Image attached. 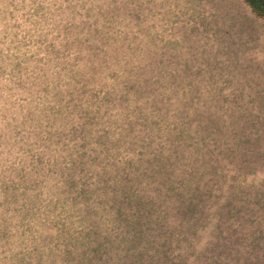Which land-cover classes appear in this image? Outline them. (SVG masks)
I'll return each instance as SVG.
<instances>
[{"label":"clouds","instance_id":"obj_1","mask_svg":"<svg viewBox=\"0 0 264 264\" xmlns=\"http://www.w3.org/2000/svg\"><path fill=\"white\" fill-rule=\"evenodd\" d=\"M234 5L0 0V264H136L196 187L231 185L250 153L224 98L264 69ZM128 203L153 213L138 249Z\"/></svg>","mask_w":264,"mask_h":264},{"label":"rangeland","instance_id":"obj_2","mask_svg":"<svg viewBox=\"0 0 264 264\" xmlns=\"http://www.w3.org/2000/svg\"><path fill=\"white\" fill-rule=\"evenodd\" d=\"M234 7L238 21L248 29L264 30V19L255 15L245 0H235ZM248 71L252 78L246 85L231 99L224 98V103L243 108L239 118L242 128L236 135L240 148L250 153L248 162L231 185L213 179L196 187L177 209L180 229L159 248L150 244L133 258L136 264H264V180L260 179L264 173V156L260 154L264 142V69L257 66ZM225 86L231 87V81ZM213 123L219 132L222 122ZM212 175H218V170L213 169ZM127 209L129 214L121 211L120 219L138 249L154 230L153 213L142 203H128ZM152 250L155 256L150 255Z\"/></svg>","mask_w":264,"mask_h":264},{"label":"trees","instance_id":"obj_3","mask_svg":"<svg viewBox=\"0 0 264 264\" xmlns=\"http://www.w3.org/2000/svg\"><path fill=\"white\" fill-rule=\"evenodd\" d=\"M245 2L255 15L264 19V0H245ZM138 233H142V231H139Z\"/></svg>","mask_w":264,"mask_h":264}]
</instances>
